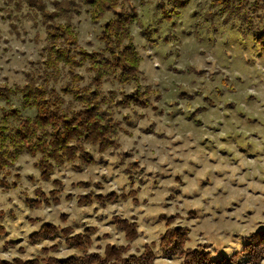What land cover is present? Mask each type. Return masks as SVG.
<instances>
[{"label": "rangeland", "instance_id": "374dc122", "mask_svg": "<svg viewBox=\"0 0 264 264\" xmlns=\"http://www.w3.org/2000/svg\"><path fill=\"white\" fill-rule=\"evenodd\" d=\"M42 1L46 6L45 8L49 11L50 9L47 7L48 5H51L52 7L57 6L56 3H53V0ZM185 1L186 3L184 6L177 7L180 12L177 16H172L171 20H162L161 22H158L160 19L158 3L161 2L165 8H170L173 5L171 0H140V7L144 10L143 12L133 6L131 0L124 1L126 9L130 6L135 8L142 23L141 25L134 22L130 26L135 47L141 58L139 64L140 77L144 76L145 79L148 78L145 73L151 71L147 65L152 61H158L160 64L166 63L167 67L164 70V73L169 80V87H172V90L175 93V100L177 102L196 101L197 103H200V97L203 95V102L201 105L203 110L197 112V114L203 118L194 120L191 114H186L183 117L186 121L184 127L189 130H192L193 125L196 129L203 128L208 120L216 115L214 110L221 104L222 107H220V111L224 112L223 119L225 121L231 120L233 116H237L239 121L243 123L246 128L251 127L257 123L256 120L252 119V113L256 111L255 105L252 103L254 98L248 97V99L245 100L235 91V88L240 86V78H236L234 86V83L229 78V68L227 65L221 64L220 67L211 72L208 67L200 68L199 65L203 62L206 55L214 54L213 49L220 51V49L216 48V44L222 37L226 38L230 45H236L241 54H247L248 59L237 65L238 70L242 72L249 71L257 63L264 66V50L258 47L252 40L253 32L238 30V21H235V25L223 22L222 16L217 15L213 9H210L209 0ZM249 1H258L264 5V0ZM82 3H84L83 0ZM189 6H194L195 9L194 13L191 15L189 13L192 12V8ZM262 10L263 9H259L258 13H262ZM85 16H89L88 12L77 11L71 16L59 14L55 20L60 23L70 24L77 34L78 43L81 47L87 49L93 47V42L83 39L82 37H86L94 31L100 32V29H97V24H101L102 22V27L103 23L111 16V14H106L105 17L97 23L85 20ZM258 21L259 19L256 18L255 23L257 25L259 24ZM262 21H264V15L262 16ZM258 26L260 27L261 25ZM147 28L151 29L150 38L152 43L150 44L148 43L145 34V29ZM5 32L15 37L12 43L15 44L18 42V54L9 57L8 59H4L3 54H0V62L3 64V67H0V88L7 86L8 88L10 87L14 89L15 87H21L26 83V76L28 73L37 76V74L43 72L44 67L42 61L45 58L44 46L47 43L46 28L39 10L29 5L27 0H0V34ZM133 33H135V35H133ZM21 34L23 35V38H21ZM5 43H7V41H5ZM146 53H151V55H145ZM9 61H11L10 65ZM182 63L185 64L184 67L180 66ZM75 72L83 75L84 79L79 84L81 86L86 85L88 83L89 74L84 66L76 68ZM160 73L161 68L158 65L155 69L154 75L159 78ZM67 74V68L59 66L55 75L56 80H52L51 78L50 84H54L55 87L58 88L69 80V75ZM197 78H199V80ZM200 80L207 82L202 85V87H207L210 91L203 93L201 91L190 90L195 84H198ZM114 83L120 86L119 96L122 93L130 92L124 91L123 89L125 87L134 88L133 84ZM173 85L175 86L173 87ZM153 94H151V96ZM66 98L69 99L68 96H66ZM160 99V96L156 98V100ZM8 104L16 107L20 105V93L18 91L9 96ZM107 108L112 112V115L115 112L116 115H114V117L121 121L122 129L116 135V139L120 146L117 150L106 151L102 154L101 160H98L99 155L95 146L91 147L87 145V149L92 153L94 159L97 160V163L85 166L80 171L75 170L72 165L68 163L60 167H55L51 177L58 176L57 179L62 183L59 204L33 207L26 201L27 198H36L33 192L35 187H41L45 193L53 188L51 181H43L40 179L39 175L37 176L27 171L28 168H31L39 173L35 157H33L35 159L34 163L29 161L21 162L23 156L29 155L26 152H22L14 166L9 168V180H13V174L15 173H18L19 179L16 182L15 187H3L0 185V199H3L5 205H11L7 211H3V215L0 217V224L6 229V233L0 235V240L4 241V248L2 250L8 251L15 248L16 245H23L26 240L27 246L19 249L22 256L27 252V247H35L36 245H44L43 247H48L53 244L57 245L58 248L56 251H51L49 253L50 255L65 257L68 255L81 254L79 251L67 246L60 235L44 239L43 241H36L34 243L29 240V234L32 231L37 230L42 223L49 222L61 227L69 225V227L71 226V228H73L74 232H77V229H82L83 231L85 226L95 227V231L91 234V239L95 236V240L101 242L96 245L97 252L101 253L103 247L107 244L106 241L112 239V234L103 233L101 235H96V233L100 231V227H97V225L110 227L117 233V235H119L122 230L119 226H116L111 219L113 215L117 214L112 213L109 215L101 211L106 209L110 204L100 205L94 203L89 206H80L76 203L75 196L86 192L106 194L110 192L107 191L108 187L116 181L123 184L124 187L121 191L114 192H127L129 188L136 190L137 201L132 202L134 205L138 206L140 203L138 199L139 193L144 190L145 186L151 183L152 191L155 192L159 187V181L163 180H174L179 187H171L167 189L170 195L165 197V203L162 206L170 211L161 212L157 216L145 217L143 224L146 228H156L159 225H163L165 230V221L160 219V217L162 215L163 217H172L173 222L171 223V226H181L189 229L187 236L189 237V240L186 242V247L195 249L203 248L204 250L209 251L214 258L228 255L235 250H240L246 235H241L240 232L234 231L224 234V239L217 238L213 231V229L216 228V223L213 222L212 224L204 223L203 225L209 235H205V232L201 231L199 238H196L192 234V228H189L186 222L207 221L209 214H201L200 211L193 208H189L185 212L183 208L174 207L175 201L187 204L188 201L195 199L200 195L199 192H194L192 195H186L182 191L183 188L188 187L185 180L194 179L197 175L196 172L186 169L182 175H178L172 171V168L169 165H162L161 167L168 168V174H165L164 172L153 173L147 171L143 166L145 164H147L148 167L155 165L157 163V153L160 154L159 158L162 159L164 158L163 154L165 152H170L181 147L183 140L175 141L170 149L163 147V145H165L170 139V133L174 130L170 125L177 120L180 115L179 112L174 113L169 111L167 119L170 123L168 126H165V130H161L156 120L148 123L146 127H141L146 118L140 111H134L131 112L130 115H127L130 123L123 119L126 115L123 114L122 110H130L132 108L145 110L150 108L151 112L156 115L158 120L164 115L165 110L157 109L152 101L151 105L147 107L132 105L131 107L120 108L111 104L108 105ZM170 108L171 104H169V109ZM245 108L248 109L247 112L244 111ZM22 113L23 115H33L34 112L33 110H23ZM229 113L232 115L230 116ZM220 127H223V124H221ZM136 129L140 130L141 135L136 137L135 140H132L130 138L134 136V131ZM253 137L255 138V133H253ZM247 139V136L242 137L238 133L234 137L229 136L221 140V143L230 142V146L228 148L219 149L218 156L223 158L224 163H227L230 166L239 165L240 172L237 173V175L248 172L250 169H258L259 158L264 157V151H257L255 145L245 142ZM140 141H143L142 145L139 143ZM208 144V141L201 140L199 146L207 152L209 150ZM231 145L236 146L235 153L238 154V158L237 155L234 154ZM124 149H127V151ZM195 151L196 149L193 148L192 152ZM117 153H125L124 161H121V157ZM138 153H140V155H137ZM106 155L116 156L119 163L113 165L109 159H105ZM181 155H183V153H181ZM168 158L171 159V157ZM205 159H207L208 165L220 163L219 159ZM127 162H136L139 167V170L134 173L135 179L133 183H129L123 170L125 163ZM184 163L185 161L179 158L172 160L173 165L178 166ZM187 163L189 168L195 169H200L205 166L202 163L196 164L192 160H188ZM96 169H107L111 174L104 175L103 171L96 172ZM225 175L224 172L210 173L208 178L199 181V188L203 190L212 187V178L219 181L223 179ZM78 181H86L88 182V185L85 187L73 186V184ZM260 182L264 183V181ZM137 184L139 187L136 186ZM231 187L233 192H235L237 189L244 188L245 185L233 180L231 181ZM66 189L71 190L67 191L65 194ZM249 191H252L250 187ZM67 194L72 195V198L69 200L66 199L65 196ZM218 194H223L226 199L222 206L217 205L215 208L216 217H220L225 212H237L241 208H246L247 211L244 213L246 217L249 219L254 216L256 217V219L249 225L247 235L259 227L264 226V211L258 213L249 203H246L243 200H241L240 203H237L236 199H232L231 203H229L227 199L229 193L225 189H219ZM253 195H260V193L254 192ZM128 200H131V198L124 201L114 202L112 204L126 203ZM144 204L147 205L148 200H145ZM93 205H95V207H93ZM83 209L90 210L78 211ZM62 215H64V219H62ZM119 216L129 218L123 215ZM137 218L138 217H130L129 219L136 220ZM92 221H95L96 223L92 224ZM26 229L27 231H25ZM163 231L159 232L158 236ZM15 233H18L19 235H16ZM142 235L144 234L139 233L136 238ZM145 239H147L146 236ZM157 240L158 238L154 240V242L157 243ZM91 241L92 243L88 247V252H90L89 249L93 247V239ZM141 249L142 247L136 250L137 254ZM153 249L155 252L154 261L159 260L161 261V264H180L182 262V258L177 256L163 257L157 244ZM40 250L41 248L38 249L36 253L31 254V256L40 255ZM238 264H249L247 257L243 256Z\"/></svg>", "mask_w": 264, "mask_h": 264}, {"label": "trees", "instance_id": "16d2710c", "mask_svg": "<svg viewBox=\"0 0 264 264\" xmlns=\"http://www.w3.org/2000/svg\"><path fill=\"white\" fill-rule=\"evenodd\" d=\"M124 1L117 0H83L90 5L89 16H97L93 23L99 22L106 14L110 17L103 23L99 32L100 39L108 49L105 55L102 51H87L78 43L77 34L68 23L55 20L58 12L47 10L42 0H27L29 5L39 10L46 28V45L44 46L45 58L42 61L43 72L34 76L27 74L26 83L14 89L3 86L0 88V99L8 103L9 96L16 91L20 93V105L10 106L7 112L0 117V185L15 187L19 179L18 173L13 174L9 180V168L14 166L22 152L36 158L39 177L43 181H51L53 188L47 193L41 187L33 190L36 198H27L29 205L42 207L60 203L61 181L53 179L51 174L55 167L68 163L80 171L83 167L97 163L87 145L96 148L101 160L102 154L108 150H117L119 143L116 135L122 129L121 121L116 119L107 106L131 107L137 105L147 107L151 105L150 87L137 86L140 82L139 64L140 55L135 47L130 26L136 22L141 24L138 13L134 7L128 9ZM143 1V0H141ZM173 5L165 8L160 2V19L171 20L180 12L177 7L185 5L184 0H171ZM103 5V6H102ZM209 7L222 16L223 22L235 25L238 21V30L253 32L252 40L264 50V5L258 1L249 0H209ZM262 10V13L254 10ZM59 11V10H58ZM259 19L258 25L255 19ZM92 22V21H91ZM148 43H152L151 29H145ZM66 67L69 80L58 88L50 84L56 80L58 67ZM84 66L89 74L88 83L80 85L83 75L76 73L75 69ZM111 80L119 84H133L134 90L122 93L120 99L115 98L116 92L110 91L104 96L102 85ZM69 97V99L66 98ZM111 97V100L109 99ZM159 95L156 96L158 98ZM23 110H33V115H23ZM203 110L202 107L196 112ZM3 111V110H2ZM124 120L128 116H124ZM124 161L125 153H117ZM124 172L129 183L134 181V173L139 170L136 162H127ZM86 181H78L73 186L85 187ZM136 190L129 192L110 191L106 194L86 192L75 196L76 203L80 206H89L94 203L105 205L129 198L137 201ZM72 195H66L71 199ZM3 211H0V217ZM64 219V215H62ZM112 221L119 226L126 239L137 237L134 219L113 215ZM165 221L166 228L159 234L157 243L144 244L138 254L128 256L122 245L107 243L103 251L98 253L88 252L92 243L91 234L95 227L85 226L81 232H74L69 225L58 226L49 222L42 223L37 230L29 234V240L36 241L57 237L60 235L64 243L79 251L81 254L58 257L50 255L58 246L53 244L42 247L40 255L30 259H17L14 264H153L155 259L154 246L157 244L163 257L177 256L182 258L180 264H238L246 256L249 264H259L264 257V226L249 233L244 238L240 250H235L228 255L212 257L209 251L203 248L186 247L189 240L186 227L171 226L172 217H160ZM6 229L0 224V235ZM0 264H7L0 261Z\"/></svg>", "mask_w": 264, "mask_h": 264}, {"label": "clouds", "instance_id": "9594fccd", "mask_svg": "<svg viewBox=\"0 0 264 264\" xmlns=\"http://www.w3.org/2000/svg\"><path fill=\"white\" fill-rule=\"evenodd\" d=\"M113 3H116L117 0H112ZM53 3H56V7H52L48 5L47 7L51 12H58L61 15H69L80 12H88L91 8L90 5L82 3V0H53ZM133 6L137 7L138 10L144 11L140 7V0H131ZM103 6V5H102ZM192 8V12L189 14H193L195 9L194 6H189ZM59 10V11H58ZM258 11V10H254ZM85 20H90L95 22L97 16H85ZM102 24V22H101ZM101 24H97V29L102 30ZM135 35V33H133ZM21 38L23 35L21 34ZM88 41L93 42V47L87 48V51H102L105 55L108 54V49L104 46V42L100 39L99 31H94L92 34L87 35L86 37H82ZM15 39L14 36L9 35L7 32L0 34V54H3L4 59H8L9 57H13L18 54V42L12 43ZM7 41V43H5ZM11 45V46H10ZM216 48L220 49V51H216L213 49V55H206L203 59V62L199 65L200 68L208 67L209 71H213L216 68L220 67L221 64L227 65L229 68V78L234 83L236 78H240V86L235 88V91L240 94L245 100L248 97H253L254 100L252 103L255 105L256 111L252 113V119L256 120L257 123L252 125L251 127L246 128L243 123L239 121L237 116H233L231 120L225 121L223 119L224 112L220 111V107L222 104L215 109L216 115H214L211 119L208 120L207 124L200 129H196L193 125L192 130L185 128L184 125L186 121L183 117L186 114H191L194 120L202 119L199 114L196 112V108L201 107L203 102V95L200 97V103L196 101L190 102H177L175 100V93L172 90V87H169V80L164 73V70L167 67V64H160L158 61H152L148 68L151 69L150 72H146L145 75L148 77L147 79L144 76L140 77V83L137 86L139 87H150L153 90L154 94L149 98L157 109H163L164 115L161 116L158 120L154 113L151 112V109L139 110L132 108L130 110H122L124 115H130L131 112L140 111L145 116V122L141 125V127H146L148 123L153 120H156L161 130H165V126L169 125V121L167 119L168 112H179V116L175 122L171 123V128L174 129L170 133V139L167 141L164 148L170 149L171 145L177 140H183V144L180 148L172 150L170 152H165L164 158H159V153H157V163L151 167H148L147 164L143 165L147 171L156 173V172H164L168 174V168L161 167L162 165H169L172 168V171L178 175H182L183 172L188 169L189 171L196 172L197 175L192 180H185V183L188 187L183 188V193L186 195H192L194 192H199L200 195L188 201L187 204H183L180 201L174 202L175 208H183L186 212L187 209L193 208L203 213H208L207 221H188L187 226L192 228L193 236L199 238L200 232L204 231L205 235H209L207 230L203 227L204 223L212 224L216 223V228L213 229L215 236L220 239H224L227 233H231L234 231H238L241 235H247V230L249 225L256 219V217H252L249 219L245 216L246 208H241L237 212H225L220 217L215 216V208L217 205H223L224 200L226 199L223 194H218L219 189H225L229 195L227 197L228 202L231 203L232 199H236L237 203H240L243 200L246 203H249L251 207L256 210L258 213L260 211H264V183L260 181H264V157L259 158V167L258 169L252 170L250 169L248 172H245L241 175H237L240 172V166H230L227 163H224L223 158L218 156L219 149L228 148L230 146L229 143H221L223 138L229 136H236L238 133L243 137L247 136L246 143H251L256 146L257 151H264V66L260 64H256L253 68H251L247 72H242L238 70L237 65L248 59L246 53L241 54V52L237 49L236 45L229 44L226 38L222 37L216 44ZM145 55H151V53H146ZM231 58V59H229ZM11 61H9V65ZM161 68V73L159 74V78H157L155 73V69L158 67ZM184 67L185 64L182 63L180 65ZM0 67H3L2 62H0ZM6 71V70H5ZM199 80V78H197ZM179 83V82H177ZM207 82L204 80H200L198 84H195L190 90L192 91H201L203 93H207L210 91L207 87H202V85ZM175 85H173L174 87ZM102 92L104 96H108L110 91L116 92L115 98L117 100L120 99L119 91L120 86L116 85L110 79L105 81L102 85ZM124 91H133L134 89L131 87H125ZM159 95L161 97L160 100H156V96ZM111 100V97H109ZM169 104H171V108L169 109ZM9 108V104L3 100H0V116L4 115ZM245 112L248 111L247 108L244 109ZM113 115H116L114 112ZM231 116L232 114L229 113ZM223 124V127L220 125ZM211 129V130H210ZM253 133H255V138L253 137ZM141 135L140 130L136 129L134 131V136L130 139L135 140L136 137ZM201 140H206L209 142L208 148L209 150L205 152L200 148L199 143ZM141 145L143 141L139 142ZM233 148V152L235 153V145H231ZM195 148L196 151L192 152V149ZM127 151V149H124ZM183 153V155H181ZM137 155H140L138 153ZM237 158H238V154ZM168 157H171L169 159ZM182 159L185 161L182 165H173L172 160L174 159ZM219 159L220 163L208 165L207 159ZM105 159H109L113 165H117L119 163L116 156L106 155ZM188 160L194 161L196 164H204L205 166L200 169L189 168ZM29 161L31 163L35 162V159L32 156L25 155L22 157L21 162ZM178 169V171H177ZM122 170V168H121ZM27 171L31 172L34 175H39V173L35 172V170L28 168ZM96 172L103 171L104 175H110L111 173L105 169H96ZM213 172H224L226 175L223 179L217 181L215 178H212V187L205 188L201 190L199 188V181L204 180L209 177L210 173ZM58 178V176H53V179ZM257 178V179H254ZM236 180L240 184L245 185L242 189H237L233 192L231 187V181ZM126 183V181H125ZM139 187V185H136ZM124 185L114 181L112 185H110L107 191H121ZM171 187H179L174 180H163L159 181V187L155 192L152 191V184L146 185L144 190L139 193V205H134L132 200H128L126 203L119 204H110L106 209L101 210L105 214L115 213L117 215H123L125 217H138L133 223L137 225L136 233H143L144 235L138 236V238L126 239L125 234L121 232L119 235L110 227H103L102 225H97L100 227V231L96 233V235H101L103 233H111L112 239L106 241V243L118 244L122 245L127 251L126 255L132 256L137 254L136 250L141 248L144 244H151L152 241L158 238V233L164 230L163 225H159L156 228H146L143 224L145 217L157 216L161 212H169V209L164 208L162 205L165 203V197L170 195L167 191L168 188ZM249 187L252 191H249ZM71 189H66L67 191ZM129 194H131V189H128ZM260 193V195H253V193ZM238 193V195H237ZM148 200V204L145 205L144 201ZM0 211H7L11 205H5L3 199H0ZM95 207V205H93ZM67 210V209H65ZM90 209H83L78 211H89ZM183 222V221H182ZM95 224V221L91 222ZM7 227V225H6ZM27 231V229L25 230ZM77 232L82 231V229H77ZM19 235L18 233H15ZM145 236L147 239H145ZM210 238V236H209ZM93 247L89 249L90 252L97 251L96 245L101 243L95 240V236H93ZM27 241L23 245H16L15 248H12L8 251L2 250L4 248V241L0 240V261H5L7 264H14V261L17 259H30L32 258L31 254L36 253L38 249L42 248L44 245H36L35 247H27V252L22 256L19 249L26 247ZM154 264H161V261L156 260ZM259 264H264V259L259 260Z\"/></svg>", "mask_w": 264, "mask_h": 264}]
</instances>
